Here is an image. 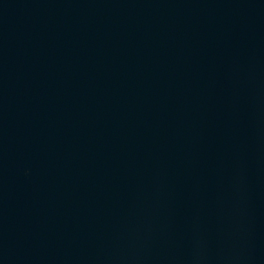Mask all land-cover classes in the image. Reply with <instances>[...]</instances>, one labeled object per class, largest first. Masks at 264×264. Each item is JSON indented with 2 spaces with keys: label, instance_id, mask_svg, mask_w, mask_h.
<instances>
[{
  "label": "water",
  "instance_id": "water-1",
  "mask_svg": "<svg viewBox=\"0 0 264 264\" xmlns=\"http://www.w3.org/2000/svg\"><path fill=\"white\" fill-rule=\"evenodd\" d=\"M0 264H264V0H0Z\"/></svg>",
  "mask_w": 264,
  "mask_h": 264
}]
</instances>
